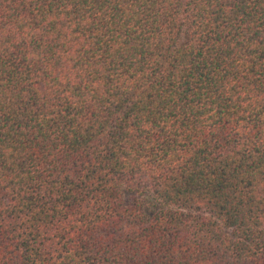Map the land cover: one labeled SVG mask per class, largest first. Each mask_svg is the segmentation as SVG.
I'll use <instances>...</instances> for the list:
<instances>
[{
	"label": "trees",
	"instance_id": "1",
	"mask_svg": "<svg viewBox=\"0 0 264 264\" xmlns=\"http://www.w3.org/2000/svg\"><path fill=\"white\" fill-rule=\"evenodd\" d=\"M0 264H264V0H0Z\"/></svg>",
	"mask_w": 264,
	"mask_h": 264
}]
</instances>
